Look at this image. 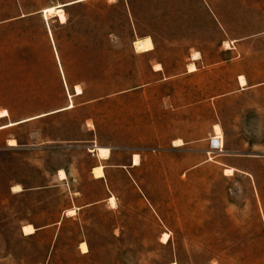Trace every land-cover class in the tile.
Instances as JSON below:
<instances>
[{
  "label": "rangeland",
  "instance_id": "1",
  "mask_svg": "<svg viewBox=\"0 0 264 264\" xmlns=\"http://www.w3.org/2000/svg\"><path fill=\"white\" fill-rule=\"evenodd\" d=\"M1 111L0 264H264V0H0Z\"/></svg>",
  "mask_w": 264,
  "mask_h": 264
},
{
  "label": "bare ground",
  "instance_id": "2",
  "mask_svg": "<svg viewBox=\"0 0 264 264\" xmlns=\"http://www.w3.org/2000/svg\"><path fill=\"white\" fill-rule=\"evenodd\" d=\"M65 6H67V5H65ZM42 14L44 15V18L45 19H47L49 16L51 17V16L55 15V16H58L59 17V19L61 20V22L64 21V15H63L62 10L60 9V6L45 9L44 11H42ZM159 70L160 69L158 68L157 71H159ZM194 71H196L194 65L190 64L188 66V72L191 73V72H194ZM60 73L62 75V72L61 71H60ZM62 78H63V75H62ZM238 82H239V85L241 87H244L246 85V81H245V79L242 76L238 77ZM75 92H76V95H80L82 93L81 90L78 87L75 88ZM67 96H68L69 104L66 106V108H64L62 110H59V112L60 111L62 112L64 110H69V109H72L74 107L72 105V103L70 102L69 95H67ZM7 116H8V114H7L6 111H1L0 112V117L1 118H5ZM29 120H32V119H28V120H25V121H29ZM14 125H16V124H9V125H7L5 127H2V126L1 127L3 129V128L11 127V126H14ZM213 131H214V134L217 137L220 138V135H221L220 128L218 126H214L213 127ZM8 145H9V147H14L16 144H15V141L14 140H11V141L8 142ZM181 145H182V142L180 140H177L175 142V145L174 146L179 147ZM93 149L96 151L97 157L99 159H102V160H108L109 159L110 150L108 148L94 146ZM94 150H90V152H94ZM132 164H133L134 167L139 165V157L137 155H134L133 156V158H132ZM233 171L234 170H232V169H226L224 171V174L231 176ZM92 174H93V176H94L95 179H102L104 177V172H103L102 166L94 167L92 169ZM58 178L60 180H64L66 178L64 172L60 171L59 174H58ZM20 191H21V189L19 188V186H16V187H13L12 188V192H14V193H18ZM108 202L110 203V205L112 207L115 206V199L113 197H111L108 200ZM74 213H75L74 210H68L66 212V215L67 216H72V215H74ZM21 230H22V233H23L24 236H31V235H33L35 233V229L31 225H25V226L22 227ZM168 241H169V236L167 234H163L162 237L160 238V242L162 244H167ZM87 248L88 247L86 246L85 243H81L79 245V250H80L81 254H86L88 252V249Z\"/></svg>",
  "mask_w": 264,
  "mask_h": 264
},
{
  "label": "crops",
  "instance_id": "3",
  "mask_svg": "<svg viewBox=\"0 0 264 264\" xmlns=\"http://www.w3.org/2000/svg\"><path fill=\"white\" fill-rule=\"evenodd\" d=\"M161 71V69L159 70V71H153L154 73H159ZM194 72H196V71H194ZM194 72H191V73H194ZM188 73H190V72H188ZM239 77V76H238ZM238 77H237V81H238ZM243 77V76H242ZM244 78V77H243ZM245 79V78H244ZM246 81V80H245ZM238 84H239V82H238ZM240 86V85H239ZM246 86V85H245ZM244 86V87H245ZM241 87V86H240ZM243 88V87H242ZM50 115V114H49ZM177 141V140H176ZM181 141V140H180ZM182 142V145L181 146H179V147H176V146H174V143L172 144V149H174V151H206L205 149H204V147H203V144L201 143V140H197V141H195V142H193L194 143V145L190 148V149H184L185 148V146L186 145H189V144H193V143H190V142H184V141H181ZM93 147L94 146H92L90 149H89V152H90V150H94L93 149ZM92 154H94V156H96L97 157V154H96V151L94 150V152H91ZM98 158V157H97ZM99 159V158H98ZM99 160H101V159H99ZM94 167H97V166H94ZM94 167H92L91 168V172H92V169L94 168ZM229 169H233V168H229ZM234 171H236V169H233ZM60 171H62V172H64V174H65V176H66V172L64 171V170H60ZM60 171H58V174H59V172ZM103 172H104V168H103ZM58 174H57V178H58ZM95 179V178H94ZM102 179H104V177L102 178ZM102 179H95L96 181H101ZM58 180H60L59 178H58ZM64 180H66V178L64 179ZM64 180H60V181H64ZM29 225V224H28ZM24 226V225H23ZM23 226H21V228L20 229H22V227ZM21 233H22V230H21ZM23 234V233H22Z\"/></svg>",
  "mask_w": 264,
  "mask_h": 264
},
{
  "label": "built area",
  "instance_id": "4",
  "mask_svg": "<svg viewBox=\"0 0 264 264\" xmlns=\"http://www.w3.org/2000/svg\"><path fill=\"white\" fill-rule=\"evenodd\" d=\"M223 148V140L222 137H217L216 135L210 140L209 150L210 151H218L221 152Z\"/></svg>",
  "mask_w": 264,
  "mask_h": 264
},
{
  "label": "trees",
  "instance_id": "5",
  "mask_svg": "<svg viewBox=\"0 0 264 264\" xmlns=\"http://www.w3.org/2000/svg\"><path fill=\"white\" fill-rule=\"evenodd\" d=\"M81 94H82V93H81ZM81 94H80V95H81Z\"/></svg>",
  "mask_w": 264,
  "mask_h": 264
}]
</instances>
